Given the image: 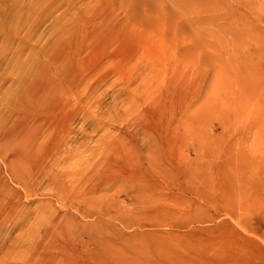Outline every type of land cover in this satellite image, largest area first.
Masks as SVG:
<instances>
[{"label":"rangeland","instance_id":"obj_1","mask_svg":"<svg viewBox=\"0 0 264 264\" xmlns=\"http://www.w3.org/2000/svg\"><path fill=\"white\" fill-rule=\"evenodd\" d=\"M37 73L63 90L30 114L34 162H66L69 188L35 171L0 196V264H264V0H0V117ZM152 124L155 166L127 132ZM78 181L98 219L79 217ZM66 211L102 238L92 255L75 228L44 250Z\"/></svg>","mask_w":264,"mask_h":264},{"label":"bare ground","instance_id":"obj_2","mask_svg":"<svg viewBox=\"0 0 264 264\" xmlns=\"http://www.w3.org/2000/svg\"><path fill=\"white\" fill-rule=\"evenodd\" d=\"M50 75L51 73L44 75L35 74L34 79L32 78L29 84L32 94L31 92L21 94L0 117V196L8 192L14 199L20 201V190L13 187V184H20L21 188L24 187L26 191L30 190L35 184V171L51 179L52 188L59 189L60 197L67 195L69 185L65 179L69 175L68 171H57L53 167H64L66 162L63 160H56L49 169H47V165L39 167L36 166L34 162L37 150L36 142L40 136L42 137L40 132L37 133V127H43V124L40 118H37L34 122L29 121L30 114H32V110H38V112L46 111L54 104V100L63 90L62 85L53 80V76ZM62 129L64 133L71 132L66 122L63 123ZM164 131L163 126L157 124L144 126V128L138 131L135 130L134 132L127 129V132L133 135V142L131 141V143L134 146L135 152L140 155L141 159L145 160L143 163H148L149 166H155L158 162L162 163V154L160 157L161 161L156 162L154 160H149L152 155L151 151L148 152L147 156L144 153L149 144L156 148L164 145ZM168 132L169 129L166 130V134ZM139 134L141 136L142 134L145 135L149 140H143V136L139 137ZM163 161L167 164L168 168H170L172 158L164 156ZM109 178L113 179L106 173L103 180L108 181ZM85 183L87 182L85 181L82 183L78 181L77 186L79 187L75 189L74 199L72 201L79 207L77 209L79 211V217H95L98 219L101 215V206L94 204V201L86 197L87 190ZM51 196L58 200V202L61 201L57 193H52ZM79 217L67 211L66 213L57 212L54 214L52 218V227L46 231L44 235V242L45 238L48 240L47 248L44 250L48 251V254L50 253V248L51 250L61 252L62 249L68 245L69 239L64 234V229L68 231V229L75 228L79 232L74 237L77 241H74V244L71 243L70 245L71 247H75L73 250L74 255L79 258H83L87 256V254L92 255L94 250H91L90 246L91 248L103 246L102 238L98 235L93 236L91 226L89 224H83ZM87 237L88 239L86 240ZM110 237L112 240L116 241L115 234L110 233ZM78 243L84 248L83 251L77 250ZM42 244L43 243L39 246ZM107 244L113 245L112 248L115 246V243L111 240H109Z\"/></svg>","mask_w":264,"mask_h":264}]
</instances>
